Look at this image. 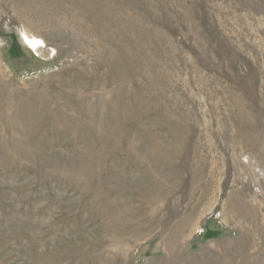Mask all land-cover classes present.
<instances>
[{
    "label": "rangeland",
    "instance_id": "obj_1",
    "mask_svg": "<svg viewBox=\"0 0 264 264\" xmlns=\"http://www.w3.org/2000/svg\"><path fill=\"white\" fill-rule=\"evenodd\" d=\"M0 264H264V0H0Z\"/></svg>",
    "mask_w": 264,
    "mask_h": 264
},
{
    "label": "bare ground",
    "instance_id": "obj_2",
    "mask_svg": "<svg viewBox=\"0 0 264 264\" xmlns=\"http://www.w3.org/2000/svg\"><path fill=\"white\" fill-rule=\"evenodd\" d=\"M27 39H25L26 40V42L27 43H29V41H31L32 42V40L29 38V37H26ZM31 45V44H30Z\"/></svg>",
    "mask_w": 264,
    "mask_h": 264
}]
</instances>
